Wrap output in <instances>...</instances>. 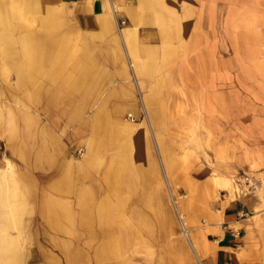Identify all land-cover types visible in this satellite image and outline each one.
Wrapping results in <instances>:
<instances>
[{"label": "crops", "instance_id": "1", "mask_svg": "<svg viewBox=\"0 0 264 264\" xmlns=\"http://www.w3.org/2000/svg\"><path fill=\"white\" fill-rule=\"evenodd\" d=\"M0 75L13 77L5 88L12 119L0 137V264H36L17 258L10 236L35 234L43 216L60 235L112 226L121 173L132 188L134 172L147 183L143 173L159 169L144 116L175 90L189 91V107L206 114L235 109L228 121L236 125L245 121V92L252 94L254 130L221 132L215 153L205 118L206 155L220 166L185 181V218L202 264H264V184L244 193L238 183L242 173L264 180V0H0ZM215 77L235 97L213 104ZM246 138L257 141L247 150ZM191 150L164 147L162 164L194 170L181 159ZM101 250L116 256L119 241Z\"/></svg>", "mask_w": 264, "mask_h": 264}, {"label": "rangeland", "instance_id": "2", "mask_svg": "<svg viewBox=\"0 0 264 264\" xmlns=\"http://www.w3.org/2000/svg\"><path fill=\"white\" fill-rule=\"evenodd\" d=\"M12 78V76L0 75V137L5 132L3 125L12 119L6 118L7 111L11 107V101L5 92L6 86H12ZM218 79L215 77L214 81L216 80L222 89L218 87L212 92L213 104L220 103L222 96L224 99H229L231 96L235 97V92L229 90L231 86L228 83L220 82ZM222 83L226 86L222 87ZM251 97V93L245 92V121L243 124L236 125L228 121V118L235 116L233 113L235 109L215 107L212 109V114H206V110L201 107H189V101L192 98L189 91L175 90L166 93L165 107L148 108L147 115L144 116L153 149V158L156 160L159 169L143 173L148 176L147 183L141 181V173L134 172L132 188L126 186L128 182L125 181V173H121L122 184L117 192L123 201L121 200L122 203L111 204L112 209H115L117 214L112 226L102 228L100 225L98 230L100 233L93 236L83 235L81 233L83 229L78 226L69 235H60L56 234L55 229L47 227L43 216L37 221L38 227L35 234L10 236V238L14 237L13 239H15L10 241L20 245V251L15 252L17 258L25 261L34 260L36 264H43L49 260H53V264H79L80 261H82L81 264H202L192 248L186 225L185 214L188 206L185 204L187 199L185 181H188L190 177L203 178L207 174L204 171L205 165H212L213 168L220 166L216 162L218 157L206 155L205 147L210 144V142L208 143L210 140H206L205 118L213 121L209 127L212 128L213 139L211 142L215 153L220 148L221 141L217 139V136L221 132H236L238 130L244 131L245 135L248 136V133L254 130L252 115L255 108L248 107L249 104H252ZM260 110L264 115V108ZM206 115H210V117L208 118ZM162 134L165 135V144L161 139ZM253 142L257 141L245 139L246 150L252 146ZM261 142H264V139ZM174 145L192 149L191 151L196 153L195 156L186 155L181 158L182 161H185L184 167H193L194 170L169 171L167 166L162 164V149L164 147L173 149ZM115 146H120V143ZM79 149H82V155L77 156L76 152L75 158L77 159H81L85 155V149ZM0 152H4L1 147ZM195 159L197 161L196 166L194 164ZM238 183L244 193H255L262 188L264 180L255 174L242 173ZM105 194L106 188L97 189L98 199L103 198ZM126 195L128 201L125 203L124 197ZM118 199L119 196L112 197L114 202ZM202 204L201 200L192 206L201 207ZM39 207L40 204H38V209ZM73 209L74 211L78 210L77 207ZM38 215L40 214L38 213ZM143 217L148 224L142 221ZM126 220L131 222L134 228V235L128 238ZM183 228L187 229L188 232L185 233ZM114 239L119 241V254L112 257L100 255L104 241ZM66 242L68 243V251L62 249L61 246ZM28 248H36V250L35 252L27 251ZM78 250L80 251L78 252Z\"/></svg>", "mask_w": 264, "mask_h": 264}, {"label": "built area", "instance_id": "3", "mask_svg": "<svg viewBox=\"0 0 264 264\" xmlns=\"http://www.w3.org/2000/svg\"><path fill=\"white\" fill-rule=\"evenodd\" d=\"M124 23H125V21H123V20L119 22L120 25L118 27V31H120V29H121L120 26L123 25ZM76 152H77V156L82 155V149H78ZM232 231H234V230L232 229ZM235 233H236V235H238L237 231ZM227 264H230V262H228Z\"/></svg>", "mask_w": 264, "mask_h": 264}, {"label": "bare ground", "instance_id": "4", "mask_svg": "<svg viewBox=\"0 0 264 264\" xmlns=\"http://www.w3.org/2000/svg\"><path fill=\"white\" fill-rule=\"evenodd\" d=\"M185 233H187V231L185 229H183Z\"/></svg>", "mask_w": 264, "mask_h": 264}]
</instances>
